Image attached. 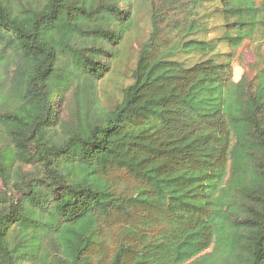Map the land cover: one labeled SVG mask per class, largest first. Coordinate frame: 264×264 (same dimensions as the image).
<instances>
[{
	"label": "trees",
	"instance_id": "1",
	"mask_svg": "<svg viewBox=\"0 0 264 264\" xmlns=\"http://www.w3.org/2000/svg\"><path fill=\"white\" fill-rule=\"evenodd\" d=\"M138 1L0 0V264H264V0H147L104 106Z\"/></svg>",
	"mask_w": 264,
	"mask_h": 264
},
{
	"label": "rangeland",
	"instance_id": "2",
	"mask_svg": "<svg viewBox=\"0 0 264 264\" xmlns=\"http://www.w3.org/2000/svg\"><path fill=\"white\" fill-rule=\"evenodd\" d=\"M155 4L166 5V0H148ZM147 0H139L136 5L134 27L125 39L121 54L114 66L112 73L98 85V96L102 105H112L120 96V86L131 81L130 73L137 59L140 44L147 38L150 32V18ZM214 34V33H212ZM228 47L226 45L223 48ZM256 43H245L236 50H231L234 57L232 60V76L238 80L247 69V64L255 59Z\"/></svg>",
	"mask_w": 264,
	"mask_h": 264
}]
</instances>
